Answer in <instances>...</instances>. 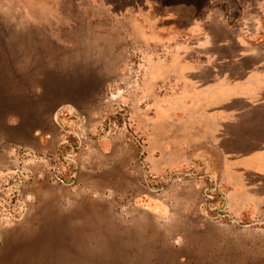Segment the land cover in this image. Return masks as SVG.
I'll return each instance as SVG.
<instances>
[{"label":"rangeland","instance_id":"rangeland-1","mask_svg":"<svg viewBox=\"0 0 264 264\" xmlns=\"http://www.w3.org/2000/svg\"><path fill=\"white\" fill-rule=\"evenodd\" d=\"M25 31L56 40L33 48L46 59L35 94L64 92L55 114L72 106L87 136L72 184L27 188L0 264H264V177L229 194L239 179L221 169L203 106L212 75L254 64L236 54L264 56V0H0V57ZM4 135L0 167L18 145Z\"/></svg>","mask_w":264,"mask_h":264},{"label":"crops","instance_id":"crops-1","mask_svg":"<svg viewBox=\"0 0 264 264\" xmlns=\"http://www.w3.org/2000/svg\"><path fill=\"white\" fill-rule=\"evenodd\" d=\"M48 37L26 31L7 35L2 43L7 57H0V131H5L4 137L11 138L10 143L39 153L49 149L42 139L52 138L54 115L65 98L58 88L47 87L45 93L35 94L43 83L40 77L34 82V76L43 72L35 70V66L46 59H35L33 48L36 43L42 51L40 43L56 41ZM246 54L255 60L245 70V77L234 79L228 74H211L209 90L217 95L203 102L209 117V144L216 148L221 169L239 179L226 180L231 189L227 190L229 194L246 193L249 175L264 177V56L245 51L236 54L234 59L239 60ZM242 103L244 106L240 107ZM259 186L257 183L250 187Z\"/></svg>","mask_w":264,"mask_h":264},{"label":"built area","instance_id":"built-area-1","mask_svg":"<svg viewBox=\"0 0 264 264\" xmlns=\"http://www.w3.org/2000/svg\"><path fill=\"white\" fill-rule=\"evenodd\" d=\"M54 120L59 136L53 152L39 153L22 145L8 149L6 163L0 167V230L3 224L27 214L30 196L26 190L40 176L48 175L64 185L75 180L76 155L86 140L87 128L70 105L61 107Z\"/></svg>","mask_w":264,"mask_h":264}]
</instances>
